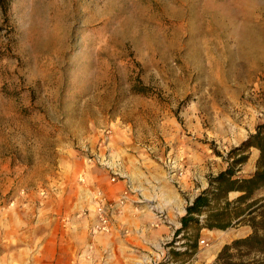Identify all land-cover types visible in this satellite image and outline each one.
<instances>
[{"label": "rangeland", "instance_id": "1", "mask_svg": "<svg viewBox=\"0 0 264 264\" xmlns=\"http://www.w3.org/2000/svg\"><path fill=\"white\" fill-rule=\"evenodd\" d=\"M263 121L264 0H7L0 253L26 246L29 230L53 227L51 217L61 221L88 169L111 180L98 155L121 176L123 157L138 155L183 194L171 161L199 187ZM250 234L202 229L193 247L194 230L172 232L140 264H264L232 247Z\"/></svg>", "mask_w": 264, "mask_h": 264}, {"label": "crops", "instance_id": "2", "mask_svg": "<svg viewBox=\"0 0 264 264\" xmlns=\"http://www.w3.org/2000/svg\"><path fill=\"white\" fill-rule=\"evenodd\" d=\"M251 151L254 152L253 158H248L240 167V177H248L255 171L259 152L256 149ZM137 156L127 154L123 157L120 167L123 180L112 181L103 172L88 169L87 184L78 189L71 203L63 204L61 221H57L58 217H51L53 227L29 230L28 244L18 250L0 253V264L143 263L142 251L158 249L172 232L181 228L180 219L185 215L186 207L207 188L208 182L200 181L198 187L193 178L186 175L187 178L184 176L178 181L183 192L180 194L165 181L164 171L148 168V163H136ZM125 192L127 195L123 196ZM123 197L125 200L120 204ZM98 201L109 216V233L94 232ZM148 202H155L156 207L166 210L170 225L154 226L155 215L148 208ZM78 210H87V214L72 218L71 215ZM174 211L179 213L178 216ZM241 228L244 233L251 231L248 226Z\"/></svg>", "mask_w": 264, "mask_h": 264}, {"label": "trees", "instance_id": "3", "mask_svg": "<svg viewBox=\"0 0 264 264\" xmlns=\"http://www.w3.org/2000/svg\"><path fill=\"white\" fill-rule=\"evenodd\" d=\"M7 0H0L5 11ZM259 152L255 171L248 177L238 172L249 158V151ZM227 167L208 180V186L200 192L185 209L180 219L181 228L176 234L195 231L193 247L199 231H225L237 226H248L251 234L233 242L232 247L244 248L250 254L264 257V121L240 146L232 149L226 157ZM237 194L230 199V194ZM231 247L226 245L222 253ZM264 263V262H263Z\"/></svg>", "mask_w": 264, "mask_h": 264}, {"label": "built area", "instance_id": "4", "mask_svg": "<svg viewBox=\"0 0 264 264\" xmlns=\"http://www.w3.org/2000/svg\"><path fill=\"white\" fill-rule=\"evenodd\" d=\"M107 137L104 138L103 140V144H105V141H107ZM108 143V142H107ZM106 143V144H107ZM101 162V165H103L106 169L110 170L111 172V180L115 181L116 177H122L116 170H115V166H112L111 163L109 162V160L105 159V157H101L100 155H98V159ZM170 170H169V177L171 179V181L177 185L178 181L181 177H182V171H180V169L178 167H176V164L174 161H171L170 163ZM102 200L103 197H101V194H97ZM127 192H125V194L123 196H126ZM125 200V197H123V199L120 200V204H123ZM145 202V200H143V203ZM191 205V203L189 204ZM188 205V206H189ZM153 213L155 215V224L154 226L156 227L159 224H169V219L167 218V215L164 213V211L160 208H155L153 207ZM96 214V227H95V231L96 233H109L110 232V219L109 216L106 214V212L103 210V208L101 207V201H98V207L95 211ZM178 212L174 211V215L178 216ZM202 242V241H201Z\"/></svg>", "mask_w": 264, "mask_h": 264}]
</instances>
